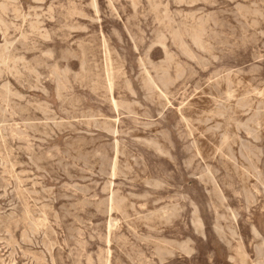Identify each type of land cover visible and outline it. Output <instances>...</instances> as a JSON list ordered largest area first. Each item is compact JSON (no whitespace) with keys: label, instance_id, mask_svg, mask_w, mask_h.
Instances as JSON below:
<instances>
[{"label":"rangeland","instance_id":"rangeland-1","mask_svg":"<svg viewBox=\"0 0 264 264\" xmlns=\"http://www.w3.org/2000/svg\"><path fill=\"white\" fill-rule=\"evenodd\" d=\"M0 264H264V0H0Z\"/></svg>","mask_w":264,"mask_h":264},{"label":"bare ground","instance_id":"bare-ground-1","mask_svg":"<svg viewBox=\"0 0 264 264\" xmlns=\"http://www.w3.org/2000/svg\"><path fill=\"white\" fill-rule=\"evenodd\" d=\"M203 1V0H202ZM67 14H68V12H67ZM13 25V24H12ZM161 45V44H160ZM90 46V45H89ZM166 50V49H165ZM191 57V56H190ZM164 62V61H163ZM176 68V67H175ZM122 69V68H121ZM14 71V70H13ZM15 72V71H14ZM30 74V73H29ZM228 84V83H227ZM249 84V83H248ZM108 85V84H107ZM242 85V84H241ZM6 90V89H5ZM6 92V91H5ZM18 97V96H17ZM3 98V97H2ZM112 99V98H111ZM113 104V103H112ZM224 104V103H223ZM123 105V104H122ZM114 106V105H113ZM124 106V105H123ZM115 108V107H114ZM35 110V109H34ZM37 110V109H36ZM40 111V110H39ZM43 112V111H42ZM4 113V112H3ZM45 114V113H44ZM43 117H44V115H43ZM100 117V116H99ZM128 117V116H127ZM251 118V117H250ZM197 123V122H196ZM3 125H5V124H3ZM68 125V124H67ZM68 127V126H67ZM69 127H70V125H69ZM60 130V129H59ZM212 133V132H211ZM55 135V134H54ZM42 136H45V133H44V135H42ZM49 137V136H48ZM188 137V136H187ZM258 137V136H257ZM165 138V137H164ZM186 139V138H185ZM235 139V138H234ZM139 140V139H138ZM236 144V143H235ZM251 146V145H250ZM254 147V146H253ZM152 148V147H151ZM149 149V148H148ZM229 153V152H228ZM221 156V155H220ZM247 156V155H246ZM214 157V156H213ZM233 157V156H232ZM225 158V157H224ZM214 159V158H213ZM229 159V158H228ZM223 160V159H222ZM233 160V159H232ZM252 160V159H251ZM34 164V163H33ZM53 164V163H52ZM222 164V163H221ZM16 165V164H15ZM14 165V166H15ZM251 165V164H250ZM249 165V166H250ZM18 166V165H17ZM4 167V166H3ZM13 167V166H12ZM235 167V166H234ZM253 166H251L250 168H252ZM212 168V167H211ZM227 169V168H226ZM236 169V168H235ZM258 170V169H257ZM21 172V171H20ZM80 172V171H79ZM24 173V172H23ZM233 173V172H232ZM231 173V174H232ZM235 173V172H234ZM230 174V175H231ZM6 176V175H5ZM20 176H22V175H20ZM110 177V176H109ZM253 177V176H252ZM237 178V177H236ZM231 180V179H230ZM25 181V180H24ZM28 181V180H27ZM29 181H31V180H29ZM154 182V181H153ZM27 183V182H26ZM159 184V183H158ZM35 185V184H34ZM155 185V184H154ZM36 186V185H35ZM218 188V187H217ZM17 189V188H16ZM17 191V190H16ZM45 192V191H44ZM37 193V192H36ZM216 193V192H215ZM214 193V194H215ZM118 195V194H117ZM35 196V195H34ZM134 196V195H133ZM216 196H217V194H216ZM140 197V196H139ZM146 197V196H145ZM131 199V198H130ZM221 199V198H220ZM224 200V199H223ZM49 201V200H48ZM147 201V200H146ZM125 202V201H124ZM81 204V203H80ZM114 204V203H113ZM98 205V204H97ZM123 205H125V203L123 204ZM16 207V206H15ZM84 207V206H83ZM118 207V206H117ZM134 207V206H133ZM40 208H41V206H40ZM124 208V207H123ZM170 210V209H169ZM121 211V210H120ZM171 211H172V209H171ZM156 213V212H155ZM66 214H68V213H66ZM124 214V213H123ZM16 215V214H15ZM137 215V214H136ZM125 216H127V215H125ZM151 216V215H150ZM155 216V215H154ZM128 219V218H127ZM148 219V218H147ZM54 220V219H53ZM141 220V219H140ZM138 221V220H137ZM153 221V220H152ZM169 221V220H168ZM195 221V220H194ZM56 222V221H55ZM59 222V221H58ZM148 222V221H147ZM25 225V224H24ZM111 227V226H110ZM215 228V227H214ZM110 229V228H109ZM152 231V230H151ZM218 231V230H217ZM150 232V231H149ZM27 233V232H26ZM154 233V232H153ZM15 234V233H14ZM23 236V235H22ZM137 236V235H136ZM31 237V236H30ZM223 237V236H222ZM143 241H145V240H143ZM115 242V241H114ZM163 242V241H162ZM22 243V242H21ZM168 243H169V241H168ZM45 244V243H44ZM168 245V244H167ZM165 248V247H164ZM160 249V248H159ZM180 249V248H179ZM31 250V249H30ZM258 250V249H257ZM166 251V250H165ZM164 251V252H165ZM155 252V251H154ZM161 252V251H160ZM261 252V251H260ZM159 253V252H158ZM185 253V252H184ZM260 254V253H259ZM9 256V255H8ZM36 256V255H35ZM13 258V257H12ZM66 258V257H65ZM141 262V261H140Z\"/></svg>","mask_w":264,"mask_h":264}]
</instances>
